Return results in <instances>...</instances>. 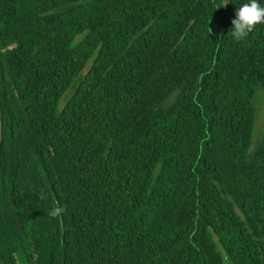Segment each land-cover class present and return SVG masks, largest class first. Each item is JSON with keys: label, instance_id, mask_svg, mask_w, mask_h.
Instances as JSON below:
<instances>
[{"label": "trees", "instance_id": "trees-1", "mask_svg": "<svg viewBox=\"0 0 264 264\" xmlns=\"http://www.w3.org/2000/svg\"><path fill=\"white\" fill-rule=\"evenodd\" d=\"M245 2L0 0V264H264Z\"/></svg>", "mask_w": 264, "mask_h": 264}, {"label": "clouds", "instance_id": "clouds-1", "mask_svg": "<svg viewBox=\"0 0 264 264\" xmlns=\"http://www.w3.org/2000/svg\"><path fill=\"white\" fill-rule=\"evenodd\" d=\"M261 23H264V6L258 0H247L236 8L235 18L231 21V35L234 39L241 40Z\"/></svg>", "mask_w": 264, "mask_h": 264}, {"label": "rangeland", "instance_id": "rangeland-1", "mask_svg": "<svg viewBox=\"0 0 264 264\" xmlns=\"http://www.w3.org/2000/svg\"><path fill=\"white\" fill-rule=\"evenodd\" d=\"M261 91L257 92L256 99L254 100V105L257 109V119L255 124V134L254 140H257L259 136L264 132V99L261 95ZM72 95V90H69L64 99L61 102V106H63L68 99Z\"/></svg>", "mask_w": 264, "mask_h": 264}]
</instances>
